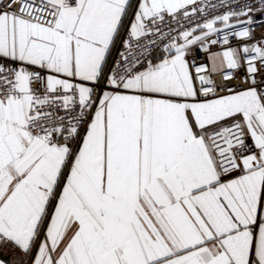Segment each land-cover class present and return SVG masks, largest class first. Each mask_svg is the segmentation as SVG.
<instances>
[{
    "label": "snow or ice",
    "instance_id": "snow-or-ice-1",
    "mask_svg": "<svg viewBox=\"0 0 264 264\" xmlns=\"http://www.w3.org/2000/svg\"><path fill=\"white\" fill-rule=\"evenodd\" d=\"M0 264H264V0H0Z\"/></svg>",
    "mask_w": 264,
    "mask_h": 264
},
{
    "label": "built area",
    "instance_id": "built-area-1",
    "mask_svg": "<svg viewBox=\"0 0 264 264\" xmlns=\"http://www.w3.org/2000/svg\"><path fill=\"white\" fill-rule=\"evenodd\" d=\"M258 32H259V30H258Z\"/></svg>",
    "mask_w": 264,
    "mask_h": 264
}]
</instances>
